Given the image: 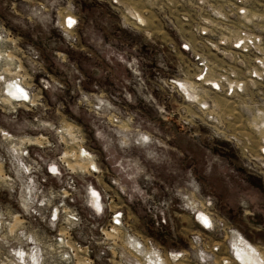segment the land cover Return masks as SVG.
<instances>
[{
	"label": "rangeland",
	"instance_id": "obj_1",
	"mask_svg": "<svg viewBox=\"0 0 264 264\" xmlns=\"http://www.w3.org/2000/svg\"><path fill=\"white\" fill-rule=\"evenodd\" d=\"M263 147L264 0H0V264H264Z\"/></svg>",
	"mask_w": 264,
	"mask_h": 264
},
{
	"label": "bare ground",
	"instance_id": "obj_2",
	"mask_svg": "<svg viewBox=\"0 0 264 264\" xmlns=\"http://www.w3.org/2000/svg\"><path fill=\"white\" fill-rule=\"evenodd\" d=\"M15 89H18V93ZM8 90L10 92V94L12 95H20L22 90L19 86H16L13 84L8 87ZM31 101V100H30ZM23 102V101H22ZM262 150H264V147L262 148ZM233 248L235 250V258L242 261L243 263L247 264H261V262L258 261V259L260 258L259 255L257 254V251H253L250 252L247 249V246H249V244L247 242H245V240L243 239V237L239 234H235L233 235ZM224 262L226 261V264H229L230 259H225L223 260ZM231 264V263H230Z\"/></svg>",
	"mask_w": 264,
	"mask_h": 264
},
{
	"label": "clouds",
	"instance_id": "obj_3",
	"mask_svg": "<svg viewBox=\"0 0 264 264\" xmlns=\"http://www.w3.org/2000/svg\"><path fill=\"white\" fill-rule=\"evenodd\" d=\"M22 98H23V99H27V96L24 95ZM5 102L7 103L8 101H5ZM5 135H6V134H5ZM92 195L95 196V193L93 192ZM88 204H89L92 208L95 209V211L97 212V214H99L100 207H99V205L96 203L95 200H89V201H88ZM72 219H75V217L73 216ZM23 235H24V233H23V232H20V236H23Z\"/></svg>",
	"mask_w": 264,
	"mask_h": 264
},
{
	"label": "snow or ice",
	"instance_id": "obj_4",
	"mask_svg": "<svg viewBox=\"0 0 264 264\" xmlns=\"http://www.w3.org/2000/svg\"><path fill=\"white\" fill-rule=\"evenodd\" d=\"M73 23V21L69 20V24ZM205 226H208V221L204 220Z\"/></svg>",
	"mask_w": 264,
	"mask_h": 264
},
{
	"label": "built area",
	"instance_id": "obj_5",
	"mask_svg": "<svg viewBox=\"0 0 264 264\" xmlns=\"http://www.w3.org/2000/svg\"><path fill=\"white\" fill-rule=\"evenodd\" d=\"M262 154H263V157H264V150H262Z\"/></svg>",
	"mask_w": 264,
	"mask_h": 264
}]
</instances>
